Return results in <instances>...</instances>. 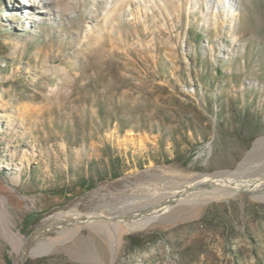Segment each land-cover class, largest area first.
I'll list each match as a JSON object with an SVG mask.
<instances>
[{
	"label": "rangeland",
	"instance_id": "1",
	"mask_svg": "<svg viewBox=\"0 0 264 264\" xmlns=\"http://www.w3.org/2000/svg\"><path fill=\"white\" fill-rule=\"evenodd\" d=\"M25 6L0 0V264H18L10 229L236 169L264 137V0H238L232 27L208 0H55L34 25ZM114 230L19 264H264L247 192L171 206L115 259Z\"/></svg>",
	"mask_w": 264,
	"mask_h": 264
},
{
	"label": "bare ground",
	"instance_id": "2",
	"mask_svg": "<svg viewBox=\"0 0 264 264\" xmlns=\"http://www.w3.org/2000/svg\"><path fill=\"white\" fill-rule=\"evenodd\" d=\"M18 1H20L21 6L27 5L24 9L27 25H34L38 19L48 16L52 4L55 2V0ZM134 2L137 6L144 5V15L147 16L151 9L148 7L149 5H153L155 8L158 4L162 5L164 0H134ZM237 2L238 0H208V4L216 8L215 21L218 22L219 18L223 17V24L231 21L229 24L231 27L238 14ZM88 29H91L90 25H88ZM127 140L133 142L130 137ZM18 164L21 165L22 163L19 162ZM21 178L19 173L14 175L11 180L18 183ZM242 192H247L254 198L264 199V137H259L254 142L253 148L236 169L200 174L181 185L162 188L160 192L154 195L127 194L122 202L115 206H107L105 209L82 211L78 206H74L61 210L46 217L34 228L32 233L27 235L9 228L13 234L11 243L18 253L17 263L19 264L26 260L29 255L40 256L53 252L59 244L78 237L84 227L95 229L97 224L112 223L113 228L115 225L112 250L115 259L126 233L147 226L161 212L171 206L180 202L204 204L235 196ZM11 225L13 226V224Z\"/></svg>",
	"mask_w": 264,
	"mask_h": 264
},
{
	"label": "trees",
	"instance_id": "3",
	"mask_svg": "<svg viewBox=\"0 0 264 264\" xmlns=\"http://www.w3.org/2000/svg\"><path fill=\"white\" fill-rule=\"evenodd\" d=\"M112 176H118V173L117 172H115V173L113 172Z\"/></svg>",
	"mask_w": 264,
	"mask_h": 264
},
{
	"label": "water",
	"instance_id": "4",
	"mask_svg": "<svg viewBox=\"0 0 264 264\" xmlns=\"http://www.w3.org/2000/svg\"><path fill=\"white\" fill-rule=\"evenodd\" d=\"M253 146H254V144H253ZM253 146H252V148H253Z\"/></svg>",
	"mask_w": 264,
	"mask_h": 264
}]
</instances>
